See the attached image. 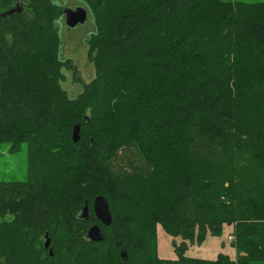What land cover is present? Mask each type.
I'll list each match as a JSON object with an SVG mask.
<instances>
[{"label": "trees", "instance_id": "16d2710c", "mask_svg": "<svg viewBox=\"0 0 264 264\" xmlns=\"http://www.w3.org/2000/svg\"><path fill=\"white\" fill-rule=\"evenodd\" d=\"M82 1L96 75L71 98L63 8L0 0V142L28 149L0 181V264H264V1ZM159 227L183 251L233 235L236 256L162 257Z\"/></svg>", "mask_w": 264, "mask_h": 264}, {"label": "rangeland", "instance_id": "374dc122", "mask_svg": "<svg viewBox=\"0 0 264 264\" xmlns=\"http://www.w3.org/2000/svg\"><path fill=\"white\" fill-rule=\"evenodd\" d=\"M63 9L77 8L84 6L88 10V19L84 24H80L75 28H70L65 18H61L57 22L59 35L61 39L60 51L61 58L71 59L72 68H63L66 75L62 80V86L67 90L71 98H75L83 90L86 84H89L95 77L96 71L93 60L89 56L90 45L89 38L95 32V22L92 11L86 6L82 0H54ZM244 2H262L264 0H231ZM78 76L79 78H76ZM28 169V149L27 145H23L22 149L17 152L11 151V144L0 142V181H22L27 177ZM220 239V238H216ZM221 241V239H220ZM232 256H236V249L231 245L229 238H224ZM183 243L182 239L177 236L165 234L158 229V249L159 253L165 257L178 258L182 253L186 255H195L209 257L210 254L221 248L212 250L207 248L206 242L202 244H188L183 251L179 246ZM221 243V242H220Z\"/></svg>", "mask_w": 264, "mask_h": 264}, {"label": "water", "instance_id": "95a60500", "mask_svg": "<svg viewBox=\"0 0 264 264\" xmlns=\"http://www.w3.org/2000/svg\"><path fill=\"white\" fill-rule=\"evenodd\" d=\"M16 11H20V7L17 6L14 9L6 11L1 14L2 17H7L15 13ZM64 18L66 20L67 25L70 28H75L80 24H84L88 19V10L84 6H79L77 8H65L63 9ZM81 127L80 125H76L73 132V140L75 143H78L81 139ZM94 213L97 219L104 225L109 226L112 223V215L109 210L108 201L104 196L96 197L93 205ZM90 208L88 204H86L83 208V212L81 214L82 218H88ZM88 237L91 241H104L106 238V234L102 227L99 224H93L90 226L88 230ZM50 245V240L47 239L46 247L48 248ZM50 255H53V251H50ZM122 256L124 258L127 257V253H123Z\"/></svg>", "mask_w": 264, "mask_h": 264}, {"label": "crops", "instance_id": "0c3cea01", "mask_svg": "<svg viewBox=\"0 0 264 264\" xmlns=\"http://www.w3.org/2000/svg\"><path fill=\"white\" fill-rule=\"evenodd\" d=\"M158 229H161L163 231V229L161 227H159ZM164 233L166 234V232H164ZM220 239H221V241H220ZM220 239L211 238L208 241H206L207 248L211 247V249L214 250V249H217L216 246L219 247V244L221 245V248H219L216 251L212 252L209 257L207 256V257H204V258H215L219 254V252H221V251H226V252L230 253V249L228 248L227 243L224 241V238H220ZM224 242L226 243V245L224 244ZM160 256L165 257V256H163L161 254H160ZM193 256H195V255H193ZM198 257H202V256H198ZM165 258H169V257H165Z\"/></svg>", "mask_w": 264, "mask_h": 264}, {"label": "built area", "instance_id": "2783aa9c", "mask_svg": "<svg viewBox=\"0 0 264 264\" xmlns=\"http://www.w3.org/2000/svg\"><path fill=\"white\" fill-rule=\"evenodd\" d=\"M229 239H230V240H234V236H233V235H230V236H229Z\"/></svg>", "mask_w": 264, "mask_h": 264}]
</instances>
